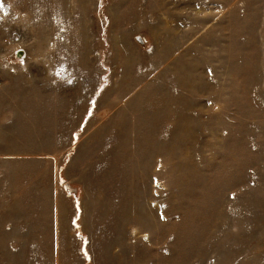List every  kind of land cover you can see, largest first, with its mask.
I'll return each mask as SVG.
<instances>
[{"label": "rangeland", "instance_id": "rangeland-1", "mask_svg": "<svg viewBox=\"0 0 264 264\" xmlns=\"http://www.w3.org/2000/svg\"><path fill=\"white\" fill-rule=\"evenodd\" d=\"M0 264H264V0H0Z\"/></svg>", "mask_w": 264, "mask_h": 264}, {"label": "water", "instance_id": "water-1", "mask_svg": "<svg viewBox=\"0 0 264 264\" xmlns=\"http://www.w3.org/2000/svg\"><path fill=\"white\" fill-rule=\"evenodd\" d=\"M16 55H22V51H16Z\"/></svg>", "mask_w": 264, "mask_h": 264}, {"label": "bare ground", "instance_id": "bare-ground-1", "mask_svg": "<svg viewBox=\"0 0 264 264\" xmlns=\"http://www.w3.org/2000/svg\"><path fill=\"white\" fill-rule=\"evenodd\" d=\"M20 56H22V55H20Z\"/></svg>", "mask_w": 264, "mask_h": 264}]
</instances>
